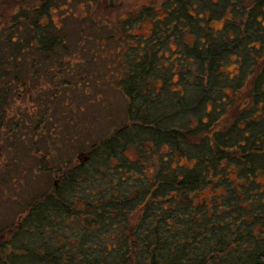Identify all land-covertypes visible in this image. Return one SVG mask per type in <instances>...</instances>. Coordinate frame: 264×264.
<instances>
[{
	"label": "trees",
	"instance_id": "16d2710c",
	"mask_svg": "<svg viewBox=\"0 0 264 264\" xmlns=\"http://www.w3.org/2000/svg\"><path fill=\"white\" fill-rule=\"evenodd\" d=\"M29 1L0 0V175L17 169L5 148L19 129L30 134L37 171L63 161V152L49 154L58 134L86 145V162L67 167L59 186L2 229L0 264H264L256 180L264 174V0H165L129 24L86 22V45L54 24L57 1L31 0L35 9L22 15ZM6 8L14 10L3 21ZM140 20L149 21L148 36L132 34ZM81 56L86 103L109 105V89L126 102L121 115L86 116V135L70 123L67 92L56 97L59 85L80 80H71V63ZM24 97V106L10 104ZM59 102L68 106L63 126L53 112ZM99 123L101 134L92 130ZM75 186L82 194L68 189Z\"/></svg>",
	"mask_w": 264,
	"mask_h": 264
},
{
	"label": "rangeland",
	"instance_id": "374dc122",
	"mask_svg": "<svg viewBox=\"0 0 264 264\" xmlns=\"http://www.w3.org/2000/svg\"><path fill=\"white\" fill-rule=\"evenodd\" d=\"M54 1L55 3L56 1L58 2V9H50V11H53L51 15L54 24L60 25L61 28L65 27V30H67L66 34L68 36V41H70L71 43L77 45L79 41H82L86 45V39L81 40L80 38L82 36L80 30L83 26H85L86 29V22H90L92 20L96 22L99 20H106L107 22H117L115 24H125V22L128 21L129 24L135 17H138L141 14L142 9L147 7L157 9L165 0H110L111 4H113L110 10H106L103 7L97 8L96 6L90 8V6L87 4L88 0ZM29 2L30 3L28 5H30L31 7L27 11L22 9L20 11L22 15L26 14V12L31 13L35 9L34 7L36 6V3L32 4L31 0ZM9 3H15V0H9ZM116 6L118 7L116 8ZM13 10L14 8L4 9V11L2 12L4 14L2 20H7ZM60 13H62V15L64 16L63 18H61ZM140 22L141 23L139 26L135 27L134 30H131L132 34L148 36L151 26L149 24V21L140 20ZM95 33L96 36L103 37L107 33V28L104 25H99L96 27ZM116 35L119 36V34ZM106 55V58H108L109 54ZM77 59L78 60L76 61V63L75 60L73 62L71 61V64L77 65V69L76 71H74V75H72L71 80H73L74 76H76V79L80 78V80H78L79 83L77 80H74L71 87L68 88L63 85H59L56 90V97L57 99H61L65 96L62 94H65V92H67V102H74L75 104L73 105L75 113L69 114V118H71V121H73H70V123H73L74 129L76 131H82L86 135V128H88L86 125V116H90L94 113L98 116L103 117L106 112L105 110H107L108 108L111 111H117V113L121 115L126 102L119 91L109 89L107 90V92L104 93V97L106 98L107 102L110 103L109 105H111L112 108L105 101L100 103L102 108L98 107L96 104H91L90 102L86 103V100L89 98V95H86V89L83 85L86 86L87 83L86 79L81 80L82 77H86V57L81 56ZM81 66H83V68ZM22 69H24L23 66ZM229 69L232 70V72L235 71V69H233L232 67H229ZM41 83L44 84V90L49 91L50 88L47 87V82L41 81ZM73 88H75L77 92H75V90H73V92H70ZM20 90L21 88L18 87L15 89V92H20ZM10 104H12V107H15L19 104L21 106H24L27 103L24 97V99H14L13 103ZM59 104L60 106L57 104L53 112H56V114H58L55 118L56 122L59 125L61 124L63 126L65 121L60 114L65 109H68V106H65V102H59ZM34 106L36 107L35 103ZM210 106L211 103H209V107ZM78 107H81L80 110H78ZM76 110H78V112H76ZM65 119L68 121V118L65 117ZM10 120L11 119H8V123L10 122ZM105 127L106 125L99 123L92 130L93 132L101 134ZM64 128L65 133L72 131V125L70 124H67ZM17 133L18 135L15 137L17 138L16 142L14 144H10V146H7V148H5L6 153L10 154L8 160L10 161L12 159L13 162L16 163L17 169H12L10 172L7 168H5L3 171H1L3 173L0 175V232L2 231V229L10 226L11 224L19 220V218L24 215L28 204H30V202L33 201L35 197H38L45 191H50L51 187L56 188L57 186H59L60 179L62 176L65 175V170L67 167L78 164L83 165L86 162V145L85 147L71 146L70 144H72L74 139L72 135H66L61 139L59 138L58 134V137L55 139V141H52L53 146L50 144L49 154L51 155V158H57V156L61 155L63 152L62 156L59 157L63 161L61 162V164L52 165V167L50 164H48V166L51 167V170L47 173L44 171H37V167L35 165L39 162L40 158L37 157L35 153H32L33 151L30 153L28 152L31 150V148H29L28 146L30 134L25 130L20 129L17 131ZM45 147L46 144L41 140L38 150L39 153H44ZM14 151L18 152L16 153L17 156L15 154L11 155V153H14ZM13 155H15V160L13 158ZM45 157L47 158V156ZM157 161L158 160H155L154 164H156ZM232 178H234L233 175ZM256 180L258 183L261 184V186H263L264 174L259 175ZM79 188L80 190H82L83 186L80 184ZM68 189L72 191L73 194H76V186L74 188L69 187ZM77 192L79 195L82 194L78 189ZM205 193H209V191H205ZM78 194H76V196ZM79 207L80 205L77 206V208Z\"/></svg>",
	"mask_w": 264,
	"mask_h": 264
}]
</instances>
